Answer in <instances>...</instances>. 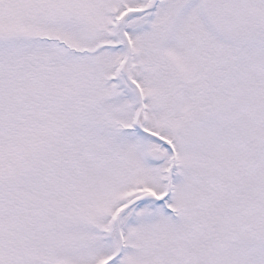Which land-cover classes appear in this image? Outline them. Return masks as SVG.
I'll list each match as a JSON object with an SVG mask.
<instances>
[{"label":"snow or ice","instance_id":"snow-or-ice-1","mask_svg":"<svg viewBox=\"0 0 264 264\" xmlns=\"http://www.w3.org/2000/svg\"><path fill=\"white\" fill-rule=\"evenodd\" d=\"M0 264H264V0H0Z\"/></svg>","mask_w":264,"mask_h":264}]
</instances>
